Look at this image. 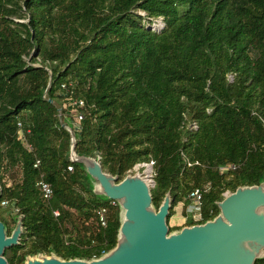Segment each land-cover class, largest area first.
I'll return each mask as SVG.
<instances>
[{
	"label": "trees",
	"instance_id": "obj_1",
	"mask_svg": "<svg viewBox=\"0 0 264 264\" xmlns=\"http://www.w3.org/2000/svg\"><path fill=\"white\" fill-rule=\"evenodd\" d=\"M72 145L98 154L115 183L153 161L150 207L169 194L166 223L194 188L204 189L203 224L224 192L264 187V0H0V221L6 236L21 223L8 264L116 247L124 209L71 160Z\"/></svg>",
	"mask_w": 264,
	"mask_h": 264
},
{
	"label": "water",
	"instance_id": "obj_2",
	"mask_svg": "<svg viewBox=\"0 0 264 264\" xmlns=\"http://www.w3.org/2000/svg\"><path fill=\"white\" fill-rule=\"evenodd\" d=\"M73 148L71 160L82 163L103 194L119 200L124 209L118 243L98 260H61L44 255L29 258L25 264H253L264 250L262 185L238 187L218 202L220 214L213 220L169 233V194L154 210L150 207V186L142 176L127 175L115 183V177L105 173L97 159L78 157ZM20 234V222L6 236L0 221V264H8L3 251L17 244Z\"/></svg>",
	"mask_w": 264,
	"mask_h": 264
},
{
	"label": "built area",
	"instance_id": "obj_3",
	"mask_svg": "<svg viewBox=\"0 0 264 264\" xmlns=\"http://www.w3.org/2000/svg\"><path fill=\"white\" fill-rule=\"evenodd\" d=\"M162 26H163V23H162V20L161 19H157L154 22V24H153V27L154 28H156V27L160 28ZM158 28H156V29H158ZM62 87H65V85L62 84ZM72 105H73V107H75V109L76 108H79L80 106L83 105V101L82 100H74L73 103H72ZM75 114H76L77 121H81L83 119V114L81 112H76ZM74 124L77 125V123H74ZM17 127H18V130H19V133H20L21 140L24 142V144L26 145V147L28 149H31V143H29L28 140H27V135L30 133L29 132V129H24L23 123H22V121L20 119L17 120ZM191 127L193 129H196L197 128L196 123H193ZM95 159H97L99 161L100 160V156L97 154L96 157H95ZM39 164H40V160L39 159H36L35 162H34V164H33V166L34 167H38ZM152 165H153V161H150V162H142V163L135 164L133 166V168H132L133 170H137L140 167H143L145 170L147 168H149L150 174H149V177H148V180H149V183L148 184H149L150 188H152L154 186V183H153L154 180H153ZM235 168H236V165L233 164V163H230V164H226V165L220 166L219 167V170L221 172H226L228 170L235 169ZM67 169L69 171H71L72 170V165H69L67 167ZM37 188L39 190V193H40L41 198L43 199V201L46 202V203H49L51 201L52 195H53V189H52V186L50 185V183H48L47 181H45L42 178V179H40L37 182ZM203 193H204V189H202V188H194L193 190H191L187 194V196L185 197V199L183 201H181L182 205H184L185 222L188 221V220H190V221L193 222L192 225L201 224L200 221L202 219V206H203L202 197H203ZM228 193L229 192L226 191V192L223 193V195L225 196ZM110 202H111L112 205H115L116 204L115 199H111ZM2 205L6 206L7 205V201H2ZM18 211H19L18 208L14 207V206L12 207L13 214L18 213ZM95 213H96V215L98 217V221L101 224V226H105L106 225V214H105L106 213V209L103 208V207L102 208H97L95 210ZM52 214L54 216H58L59 215L58 209L53 208L52 209ZM192 225H190V226H192ZM108 253L109 252L105 251L104 249L101 250L99 253H94L93 252L91 254V256H90V259L89 260H86V261L98 260L101 257L107 255Z\"/></svg>",
	"mask_w": 264,
	"mask_h": 264
},
{
	"label": "crops",
	"instance_id": "obj_4",
	"mask_svg": "<svg viewBox=\"0 0 264 264\" xmlns=\"http://www.w3.org/2000/svg\"><path fill=\"white\" fill-rule=\"evenodd\" d=\"M176 206V211H175V214H173V216H171V218L173 220L176 221V223H174L176 226V228H182L184 227V224H185V216H184V205H182L181 202H178L177 205L175 204L174 207ZM173 207V209H174ZM175 227V226H173Z\"/></svg>",
	"mask_w": 264,
	"mask_h": 264
},
{
	"label": "rangeland",
	"instance_id": "obj_5",
	"mask_svg": "<svg viewBox=\"0 0 264 264\" xmlns=\"http://www.w3.org/2000/svg\"><path fill=\"white\" fill-rule=\"evenodd\" d=\"M156 28H158V27H156ZM145 169L143 168V167H140L139 169H137V170H131V171H129L128 172V174L127 175H135V174H139L140 176H144L145 175ZM95 185H96V188H98L100 191H101V187L99 186V183H97V182H95ZM177 205V204H176ZM175 211H176V206L174 207V209H173V214H175ZM13 213V212H12ZM173 214L171 215V216H173ZM174 223H176V221L175 220H173L171 217L169 218V220H168V223H166L167 225H168V228L170 227V226H175V227H178V226H176Z\"/></svg>",
	"mask_w": 264,
	"mask_h": 264
},
{
	"label": "bare ground",
	"instance_id": "obj_6",
	"mask_svg": "<svg viewBox=\"0 0 264 264\" xmlns=\"http://www.w3.org/2000/svg\"><path fill=\"white\" fill-rule=\"evenodd\" d=\"M145 176H143L142 178L144 179V181L148 184L149 183V180H148V177H149V174H150V171H149V168H147L145 171ZM148 175V176H147Z\"/></svg>",
	"mask_w": 264,
	"mask_h": 264
}]
</instances>
